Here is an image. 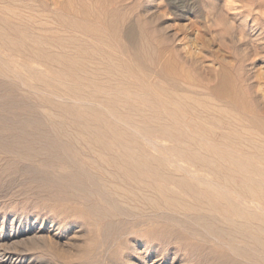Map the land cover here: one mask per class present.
<instances>
[{
	"label": "rangeland",
	"instance_id": "rangeland-1",
	"mask_svg": "<svg viewBox=\"0 0 264 264\" xmlns=\"http://www.w3.org/2000/svg\"><path fill=\"white\" fill-rule=\"evenodd\" d=\"M92 109L122 143L95 133ZM0 129V234L23 233L0 242V264H221L220 250L242 263L196 226H180L183 215L148 202H122L95 220L91 197L61 176L97 159L87 146L96 135L108 153L131 147L177 197L193 200L183 182L209 187L264 216V201L180 150L187 141L195 154L241 158L264 147V0H0ZM66 145L83 155L65 170ZM253 164L237 182L264 187V162ZM98 171L87 174L97 181Z\"/></svg>",
	"mask_w": 264,
	"mask_h": 264
},
{
	"label": "bare ground",
	"instance_id": "bare-ground-1",
	"mask_svg": "<svg viewBox=\"0 0 264 264\" xmlns=\"http://www.w3.org/2000/svg\"><path fill=\"white\" fill-rule=\"evenodd\" d=\"M22 39H24V38H22ZM38 44H39V42H38ZM83 52H84V50H83ZM178 104L185 109V103L184 102L178 101ZM41 108H43V107H41ZM172 110L174 112H176L174 110V108H172ZM51 113H53V112H51ZM86 114L87 115L90 114L89 115L90 118L96 123L97 130L95 131V133H97V134L100 133L98 136H100L101 134L109 133V132H107L109 129L108 122H106L104 120V118L97 111L92 109V111H90V113H86ZM56 115L57 114H55V116ZM111 132L112 133H109V134H111L113 139L118 141L119 143H122L121 141H122V139H124V135L119 130H117L116 128L111 129ZM91 133L93 134L94 132H91ZM82 135L83 134L80 133L79 137ZM95 137H96V135H92L91 138H89L87 140V146L92 150V152H94L96 154L97 159L95 160V159L91 158L92 164L82 163V167H80L78 172H71L70 171L69 173H67L68 175H65V176L62 175L61 176L62 179H65L64 182H66V186L72 188L74 191H76L78 193H84V194H87L88 196L91 197V198L86 199L87 200V207H88L87 208V214H89L95 220H98V218H100L101 216L102 217L103 216H108V217L113 216L117 211H120L121 209H117V208L121 205L122 202L124 204L138 203V206H140V207L145 206L144 203H146V205H148V203L153 204L154 206H157L159 208H166L165 211L167 210V212L171 211L174 214L183 215L184 218L182 220H177V222L180 224V226H182V227L186 226L187 228H189V227L192 228V226L193 227L196 226L198 229H200L201 231H203L204 233H206L207 235H209L213 239L217 240L219 245L221 246L220 248L226 246V248L229 249L232 252V254H235V256L241 258L240 260L242 263L235 262L233 264H245V263H248V264H264V216L263 215L260 216V214L253 212V211H250V209H242L241 206L234 205L229 199H227V198L223 199L222 196L219 194V192H217L218 189H217V191L207 189L209 187H207L206 189L198 188V187L192 186L191 184H185L183 182L180 184L181 185L180 186V189H181L180 192H183V191L185 192L184 189H186L189 193L193 194V195H191L193 197V200L186 199L183 196L177 197V195H175L173 192H170L164 184L157 181L158 169H155L152 166H149L151 164H149L148 162H144V161H141L140 159H137L136 157L138 155L134 151L132 152L131 147H129L127 144H125V145L122 144L120 146L121 151L119 150V152L117 151L116 153L111 154V153L107 152V150L110 149L111 144L101 143L99 141L98 143H101V145H97L98 143L95 144L92 141V140H95V139H93ZM77 141L81 142L80 138L77 139ZM256 142H258V141H256ZM59 145H61V144L59 143ZM188 145L190 146V144L187 141H184L181 145L182 149L180 148V150L183 152H186L190 156L192 155V157L199 158V161H201L204 164L203 165L200 163L201 165L209 168L210 170L217 172L218 174L221 173L223 175L222 180H224V183H226L229 187L244 190L245 192H248L249 194H251L256 199L261 200L262 201L261 203L263 204V201H264V187L263 186L257 185L255 183L251 182L249 178L244 179L241 183L237 182V173L244 171L245 169L247 170V169L253 168L254 167V164H253L254 158L260 159L264 162V147L263 146L262 147L256 146L253 148L254 150L250 149L251 151H249L248 153H245V156H242L241 158H239V157L237 158L235 155H232V153H229L227 156L221 155V154L217 153V150H211L212 148L207 149L209 152L204 151V153L201 152V153L195 154L189 150L191 148L188 147ZM66 146H67L66 152L62 153L60 155V157L63 158L61 160L63 163V164H61V167H62V169H65V170H66V168H69V167H71V169H72L74 165L76 167V164L79 163L80 158L83 155L82 151L80 149H78L77 146H75V145L74 146L66 145ZM195 146H197V145H195ZM88 147H87V149H88ZM31 150L32 149L24 150L21 154L23 156H27V155H29ZM16 151H18V150H16ZM68 152H70L72 154L68 155ZM89 157L90 156L88 154V158ZM42 159H43V157H42ZM98 160L101 162H99ZM222 161L226 162L230 166H226V164L225 163L223 164ZM25 162L27 163V161H25ZM68 163H71V164H68ZM153 164H155V163H153ZM38 165H40V164H38ZM85 168L87 170H89V169H95L96 171L99 170L98 172L101 173V176L99 177L100 179H98L97 181L96 180L94 181L91 178H89V176L87 174V170H85ZM48 169H50V168H48ZM45 185H46V183H45ZM49 186H52V184ZM216 188H217V185H216ZM102 191H105L106 192L105 194L109 195V197L107 196L108 197L107 198ZM177 192H178V190H177ZM238 194H240V193L238 192ZM138 206H136V207H138ZM147 208L150 209L152 207L150 206ZM147 208H144V209H147ZM140 210H143V209H140ZM262 210H263V208H262ZM154 211H156V210H154ZM132 213H134V212H132ZM156 213H158V211ZM139 214H140V212H139ZM146 214H147V212H146ZM124 216H127V213ZM132 216L133 215H131L130 217H132ZM147 218H151V217H147ZM171 219L175 221V219H173V218H171ZM154 221H156V220L154 219ZM181 222H182V224H181ZM62 223H64V222H62ZM185 223H187V225L189 227ZM66 224L67 223H65V225ZM61 226H63V225H60V227ZM39 228H41V226ZM95 228H97V227H95ZM59 230H61V229H59ZM35 232L37 233V231H35ZM12 233L11 234H3V235L0 234V242L8 241V240L17 238L19 236H23L22 232L17 233V231H16V233H13V234ZM80 233H82V232H80ZM42 236H44V234ZM39 237H40V234H39ZM36 238H37V236H36ZM52 238H54L53 235H52ZM18 240H19V238H18ZM42 244H43V242H42ZM75 244H76V241H75ZM148 245H149V243H148ZM57 246L60 247L59 245H57ZM220 253L221 254L217 258L219 260V263L229 264L230 261L227 259L228 258L227 253L222 251V250H220Z\"/></svg>",
	"mask_w": 264,
	"mask_h": 264
}]
</instances>
